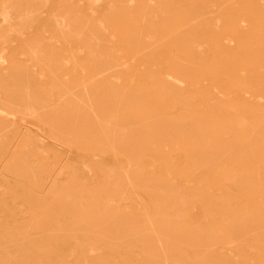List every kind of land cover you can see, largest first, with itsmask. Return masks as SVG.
Masks as SVG:
<instances>
[{
	"label": "rangeland",
	"instance_id": "obj_1",
	"mask_svg": "<svg viewBox=\"0 0 264 264\" xmlns=\"http://www.w3.org/2000/svg\"><path fill=\"white\" fill-rule=\"evenodd\" d=\"M0 264H264V0H0Z\"/></svg>",
	"mask_w": 264,
	"mask_h": 264
},
{
	"label": "bare ground",
	"instance_id": "obj_2",
	"mask_svg": "<svg viewBox=\"0 0 264 264\" xmlns=\"http://www.w3.org/2000/svg\"><path fill=\"white\" fill-rule=\"evenodd\" d=\"M57 21V20H56ZM194 47V46H193ZM129 104V103H128Z\"/></svg>",
	"mask_w": 264,
	"mask_h": 264
}]
</instances>
